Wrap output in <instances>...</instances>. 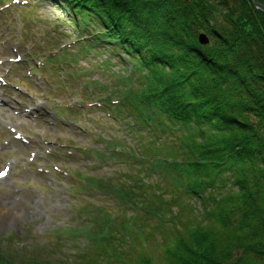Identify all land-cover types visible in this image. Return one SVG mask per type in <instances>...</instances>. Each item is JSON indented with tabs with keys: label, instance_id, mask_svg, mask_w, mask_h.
I'll return each instance as SVG.
<instances>
[{
	"label": "rangeland",
	"instance_id": "1",
	"mask_svg": "<svg viewBox=\"0 0 264 264\" xmlns=\"http://www.w3.org/2000/svg\"><path fill=\"white\" fill-rule=\"evenodd\" d=\"M4 2L0 5L3 252L21 257L34 251L41 253L36 255L40 259L70 263L66 255L76 256L77 249L78 254L93 256L95 238L103 233L116 237L115 246L124 248L120 251L131 240L136 251L157 257L175 235L204 223L203 193L187 194L196 184L192 181L196 168L183 165L175 173L149 160L143 151L149 146L165 155L176 142L154 143L145 130L128 126L124 117L113 118L110 105L97 106L102 97L118 95L124 85L131 83L135 91L140 87L129 77L127 61L105 50L87 57L95 51L74 47L80 35L64 21L67 17L58 12L57 3ZM241 28L246 32L250 27ZM24 55L26 62L16 69L14 63L22 62ZM78 70L82 74L76 76ZM31 72L34 75L28 78ZM144 157L147 161L142 163ZM179 158L186 159L178 155L177 164ZM100 181L107 186L97 188ZM109 185L112 190L133 191L132 202L110 193ZM99 260L107 259L101 255Z\"/></svg>",
	"mask_w": 264,
	"mask_h": 264
},
{
	"label": "trees",
	"instance_id": "2",
	"mask_svg": "<svg viewBox=\"0 0 264 264\" xmlns=\"http://www.w3.org/2000/svg\"><path fill=\"white\" fill-rule=\"evenodd\" d=\"M42 1L62 6L82 46L127 61L140 87L129 83L115 94L113 117L132 119L154 143L173 139L165 155L149 146L143 151L161 157L153 160L157 165L174 161L175 173L195 167L196 184L185 192L204 195L205 222L175 235L156 259L136 251L131 240L120 251L116 237L98 233L93 256L77 249L76 256L66 255L70 263L57 264H264V12L249 0ZM200 34L207 44L199 43ZM180 154L186 159L177 164ZM108 190L130 202L135 196ZM0 250V264H55L39 252L18 257Z\"/></svg>",
	"mask_w": 264,
	"mask_h": 264
},
{
	"label": "water",
	"instance_id": "3",
	"mask_svg": "<svg viewBox=\"0 0 264 264\" xmlns=\"http://www.w3.org/2000/svg\"><path fill=\"white\" fill-rule=\"evenodd\" d=\"M252 6L256 7L257 9L261 10L262 12H264V5L259 4L258 2H254L253 0H250ZM198 41L201 45H205L208 43V39L205 35L200 34L198 37Z\"/></svg>",
	"mask_w": 264,
	"mask_h": 264
},
{
	"label": "bare ground",
	"instance_id": "4",
	"mask_svg": "<svg viewBox=\"0 0 264 264\" xmlns=\"http://www.w3.org/2000/svg\"><path fill=\"white\" fill-rule=\"evenodd\" d=\"M59 6H60V5H59ZM67 24H68V25H71L72 23H71V22H68ZM148 157H149V156H148ZM150 159H152V157H149V160H150ZM140 160H141L142 163H145V162L147 161V158L144 157V158H141ZM151 161H153V160H151ZM174 163H175L174 161H165V164H164V165H165V167H170V168L172 169ZM154 168H155V167H154ZM1 179H3V178L1 177L0 180H1Z\"/></svg>",
	"mask_w": 264,
	"mask_h": 264
},
{
	"label": "snow or ice",
	"instance_id": "5",
	"mask_svg": "<svg viewBox=\"0 0 264 264\" xmlns=\"http://www.w3.org/2000/svg\"><path fill=\"white\" fill-rule=\"evenodd\" d=\"M4 175V172H0V176H3Z\"/></svg>",
	"mask_w": 264,
	"mask_h": 264
}]
</instances>
